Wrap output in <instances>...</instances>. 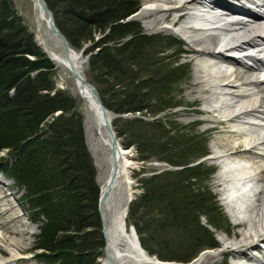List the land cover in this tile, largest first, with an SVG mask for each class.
<instances>
[{
  "label": "trees",
  "instance_id": "obj_1",
  "mask_svg": "<svg viewBox=\"0 0 264 264\" xmlns=\"http://www.w3.org/2000/svg\"><path fill=\"white\" fill-rule=\"evenodd\" d=\"M45 2L73 49L80 51L91 44L85 50L91 83L105 108L118 116L113 127L122 145L135 147L141 161L157 159L176 168L146 178L145 191L130 204L129 221L142 246L161 260L179 263L217 247L212 233L199 222L201 217L211 227L223 222L216 197L206 187H197L213 172L201 162L208 155L207 141L181 134L183 130L172 128L171 122L157 118L180 108L171 103L169 91L180 82L183 67L177 62L164 68L166 60L144 57L145 49L158 40L129 20L140 0ZM11 6L12 0H0V154L8 150L12 158L3 171L25 191L32 219L40 224L36 249L53 264H96L104 246L98 209L101 190L83 118L73 100L56 90L54 64L31 36L26 41L19 38L28 34L19 17L9 18ZM27 55L36 58L29 60ZM138 113L153 115L154 121L119 117ZM160 205L168 221L172 219L189 236L193 248L158 238L157 229H164V223L148 217Z\"/></svg>",
  "mask_w": 264,
  "mask_h": 264
},
{
  "label": "bare ground",
  "instance_id": "obj_2",
  "mask_svg": "<svg viewBox=\"0 0 264 264\" xmlns=\"http://www.w3.org/2000/svg\"><path fill=\"white\" fill-rule=\"evenodd\" d=\"M33 3L36 31L25 25L14 6L10 7L9 18L21 19L28 35L19 38L26 41L32 37L46 59L61 68L63 77L73 83L72 95L83 102L85 125L94 138L95 149L104 148V158L112 172L101 192V196L106 195L102 204L106 253L100 259L101 264H170L150 254L142 246L134 224L128 226L130 191L126 200L113 198L117 189L128 186L129 172L134 167L132 152L119 142L121 139L113 127L117 139L114 142L109 132L113 116L100 105L92 83L88 82L83 56L70 44L65 47L54 14L55 26L44 6L45 0ZM144 3L131 18L137 16L152 37L168 39L179 46L183 39L186 44L173 52V46L167 44L160 51L161 60H178L182 53L188 57L190 70L182 91L186 92L184 103L191 108L179 114L203 116L189 121L204 125V132L212 137L215 148L208 161L219 163L215 183L222 188L223 204L228 207L230 199L233 208L244 203L238 216L229 210L242 228L222 240L226 245L222 252L209 251L198 264H218L220 259L225 261L229 257L236 264H264V80L260 77L264 72V0H144ZM220 23L222 29L218 30ZM175 33L182 39L177 36L174 39ZM52 41L56 46L50 45ZM26 57L32 61L36 58ZM56 90L50 93L54 95ZM115 165L117 173L112 179ZM223 165L227 168L222 169ZM5 179L0 175V264H38L35 255L25 256L33 248L28 243L32 232L11 199L15 189L6 185ZM239 184L251 187L254 204L246 202ZM227 186L230 187L226 192ZM9 189L11 194L7 192Z\"/></svg>",
  "mask_w": 264,
  "mask_h": 264
},
{
  "label": "rangeland",
  "instance_id": "obj_3",
  "mask_svg": "<svg viewBox=\"0 0 264 264\" xmlns=\"http://www.w3.org/2000/svg\"><path fill=\"white\" fill-rule=\"evenodd\" d=\"M13 2V6L15 7L16 11L18 12V14L22 17V19L25 22V25H27L30 30L32 31H36L37 30V25H36V11L34 9V3L33 0H12ZM144 0H140V5L141 8L144 5ZM204 12V11H203ZM131 18V17H130ZM130 21H134L137 22V24L140 26L141 30L143 31V33H145L146 36H152L150 35V33H148L143 25L142 22H140L137 19V16H132ZM64 36V35H63ZM174 39H176V36L179 37L180 39L181 36L177 35L175 33V35H172ZM65 37V36H64ZM66 38V37H65ZM97 38H102V36L97 35ZM161 38H157V41H153L154 39H152V43L150 45V47H148V49H145V54L144 57H147L148 60H155L157 62H162L161 60V56L163 55L160 51L161 49L164 47H166V45H170L168 39H163L162 41L160 40ZM67 40V39H66ZM98 40V39H97ZM100 41V40H99ZM69 43V42H68ZM50 45L56 46V42L52 41L50 42ZM91 44H86L85 47L80 50L77 51L75 50L77 53H79L81 56H83L84 61L86 62V66H85V74L86 77L88 79V81H92L93 82V75H92V71L89 67V62H88V58L85 55V50L88 49V47ZM110 46V45H109ZM173 46V50H171L172 52L177 49V47L179 46L178 44L176 45H171ZM181 46H186V44H184V41L182 39V45ZM170 50L166 51L169 52ZM237 52H243L241 51H237ZM136 57H138L139 55H135ZM137 60V59H135ZM139 60V59H138ZM187 60L188 57L187 55H185L184 53L179 54L178 55V60H166V63L164 62L162 64V66L164 68H166L165 66H167L168 64H175V63H179L181 64V67H183V73H182V78L180 80L179 83H177L176 85H174L171 88V91H169L172 95L170 98H172L171 103L173 104H180L181 103V108L175 109V110H170V111H166L162 114H160L159 116H157V118L159 117L162 120H166L167 122H171V127L174 129H179V130H183L181 132L184 133V135H187L188 133L190 134V136H199L201 137L202 140H206L207 141V156L204 157L203 159H201V162L203 163V165L206 168H212L213 172L210 175L209 178H207L202 185H198L197 187H206L207 190L209 189V191L216 197L215 202L217 203V207L220 208V210L222 211V219L223 222L218 221L216 227L215 226H209L208 224V220H206V218L201 217L200 219V225L206 227L213 235L215 241L218 243L217 247H213L211 249H205L202 252H200L197 257L189 264H198V262H200L202 260V258H204L205 256L209 255L207 252L211 251V252H216L215 254H219L218 252H222L224 247L226 245H224L222 243L223 239H227L228 235L229 236H234L236 231H239L242 227H240L237 221L232 215H230L229 210L233 213H235L234 215L239 214V211H242V207L244 206L241 204V207H239L240 205L238 204V206H236L235 208H233V206L230 205V200H229V206H225L223 204L222 201V194H221V187H218L215 183V178L216 175H218V170H220V166L217 163L214 162H209L208 158L212 153V150L214 151V144L212 143V137L209 133H205L204 129L205 126L201 125V124H194V123H190V119H197L200 120L203 118L202 115H194V116H181L179 113L184 111L187 108H191L189 106H187L184 103V96L185 93L184 91H182V88L185 85V80H186V76L189 74V70H190V66L187 64ZM55 69H54V83L56 85V88L58 91L65 93L67 96H69L70 98L73 99L74 104H75V110L77 113H79L81 115V117L83 118V128H84V133H85V140H86V144L87 147L90 151V154L93 158V164L94 167L96 169L97 172V183L100 186V190L102 192V187L103 185L106 183V181L109 179V176H111L110 174L112 173L109 170V164L106 161V158H104L105 155V150L104 148H100V149H95V141L94 138L92 136V134L87 130L86 125H85V121H86V117L84 114V109H83V102L79 97H75L72 95V86L73 83L69 80L66 79V77H63V73L61 72V68H58L55 64ZM182 69V68H181ZM262 78H264V74L261 75ZM142 78V76H141ZM264 80V79H263ZM93 86H95L92 83ZM60 114V113H56L55 117ZM113 119L114 120L116 116L113 112H111ZM153 116V115H152ZM151 115H146L143 117V114H128L125 116H119L121 117L123 120H133L135 118H141L143 117L144 120L146 121H154ZM253 120V119H250ZM117 140V139H116ZM120 143L122 141H119ZM132 152V160L134 162V167L130 170V175H129V180H128V186H122L121 189H117L113 195V198H119L122 197L123 200H126V198L128 197V191H130L131 193V202L136 200L145 190H143V187L145 185H143V182H145L146 178H150L153 177L154 175H158L159 173H162L163 171H168V170H175L176 168L171 166H168L167 163L165 162H159L157 159H149L148 161H144L146 163H144L143 161H140V156L138 154V152H136L135 147L134 148H130L129 149ZM11 152H9L8 150H4L1 154H0V175L1 176H5V182L6 185H10L12 186L11 188L15 189L16 193L15 196H11V199L13 200V202L18 206L17 208V212L20 214H23V221L25 224H28V228H30L31 232H32V236H30L28 243L33 245V248L31 249L30 253L25 254V256L27 255H35L36 259H37V263L38 264H53L49 259H47V257L42 253L41 250H37L36 248L39 245V241L37 236L40 233V224L35 222L32 219V211L30 206L27 204V200L25 199V191L22 189V187L19 186V184L14 181V179H12V177L9 175V173L7 171H3V168H5L6 165V161L8 160H12L11 158ZM207 162V163H206ZM224 166V165H223ZM227 167H223L222 169H226ZM162 182H159L158 184H160ZM170 183H172V180L170 181ZM162 186V185H160ZM238 186V185H237ZM228 187L227 186L226 190L224 191H228ZM239 187H241V194L246 195V202L250 205V204H254V200L255 197L253 196V192L249 189L251 188L250 186H244L242 184H239ZM168 188L171 189V187L169 186ZM167 188V189H168ZM235 190V189H234ZM7 192H9V194L12 193V190H7ZM100 192V193H101ZM230 194V196L232 195L231 192L228 193V195ZM224 197H226V195H224ZM100 198H101V194H100ZM17 199V200H16ZM100 202V201H99ZM130 206V205H129ZM130 208V207H129ZM240 208V209H239ZM99 209V214H100V208ZM163 208L160 205L159 207H155L153 209L152 214L148 217V219H152L153 222L158 223L160 221H163L164 223V229H157V236L159 239L164 238L166 240H170L173 244H183L188 246L189 244H191V248H193L192 245V240L189 239V236L180 231L178 224H175V222H172V219H169L168 215H166L163 212ZM35 217V216H34ZM101 217V223H102V228H105V220L102 219V215L100 214ZM104 218V215H103ZM239 218V217H238ZM240 219V218H239ZM104 223V225H103ZM154 223V224H155ZM161 223V222H160ZM130 224H132V222H128V226H131ZM190 229H192L190 227ZM166 232L168 233L166 235ZM104 236V233H103ZM140 238V237H139ZM230 242V241H229ZM105 240H104V246L102 249V256L97 259L96 264H101L100 259L105 258ZM177 245V246H178ZM24 256V255H23ZM218 258H222V257H218ZM197 259V260H196ZM201 259V260H200ZM200 260V261H198ZM168 263L170 264H185V263H179V262H175V261H168ZM131 264H138V263H131ZM218 264H236V261L232 259V257L227 258L225 261L221 260L218 262Z\"/></svg>",
  "mask_w": 264,
  "mask_h": 264
},
{
  "label": "water",
  "instance_id": "obj_4",
  "mask_svg": "<svg viewBox=\"0 0 264 264\" xmlns=\"http://www.w3.org/2000/svg\"><path fill=\"white\" fill-rule=\"evenodd\" d=\"M44 6H45V8L47 9V11L49 12V14H50V16H51V21H52L53 26H55V21H54L53 13L48 9V7H47L45 4H44ZM57 31H58V34L60 35V37L62 38L65 47H66V48L69 47V43H68V41L66 40V38L63 36V34H61V32H60L58 29H57ZM88 82H89V81H88ZM86 83H87V82H86ZM87 84H88V83H87ZM88 85H89V84H88ZM92 88H93V91H94L96 97L98 98V100H99V102H100V105L104 108L105 111H107V109L105 108V106H104V104H103V102H102V99L100 98V95H99V93H98L97 88H96L95 86H93V85H92ZM109 132H110L111 136L113 135L112 138H113V139L115 138L114 142H116L117 140H116V136H115V132H114V130H113V126H112V124L110 125V130H109ZM116 168H117V166L115 165L112 179H114L115 176H116V173H117V169H116ZM111 182H112V180H111ZM105 196H106V195H104V197L101 196V198H100V202H99L100 214L102 215V219H104V218H103V213H102V204H103V201H104V199H105ZM103 225H104V223H103ZM103 233H104V237H105V228H103ZM105 240H106V239H105ZM105 253H106V251H105Z\"/></svg>",
  "mask_w": 264,
  "mask_h": 264
}]
</instances>
